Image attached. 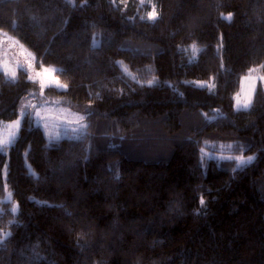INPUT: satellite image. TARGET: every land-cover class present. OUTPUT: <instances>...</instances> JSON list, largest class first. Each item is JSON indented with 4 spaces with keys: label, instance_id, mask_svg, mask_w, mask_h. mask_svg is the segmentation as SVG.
Here are the masks:
<instances>
[{
    "label": "trees",
    "instance_id": "trees-1",
    "mask_svg": "<svg viewBox=\"0 0 264 264\" xmlns=\"http://www.w3.org/2000/svg\"><path fill=\"white\" fill-rule=\"evenodd\" d=\"M0 29L88 121L50 141L28 116L0 149V264H264V88L235 108L264 73V0H0ZM36 89L0 70V120Z\"/></svg>",
    "mask_w": 264,
    "mask_h": 264
},
{
    "label": "rangeland",
    "instance_id": "rangeland-1",
    "mask_svg": "<svg viewBox=\"0 0 264 264\" xmlns=\"http://www.w3.org/2000/svg\"><path fill=\"white\" fill-rule=\"evenodd\" d=\"M151 4L152 7L148 11H140L143 17H148V14L152 12L153 9L155 10L154 3ZM44 68L55 70L53 66H39L32 51L24 47V45L12 35L4 33L2 29H0V70L6 72L11 78H13L11 73L14 71L16 72L15 78H17L19 70L24 69L28 73V77L32 76L40 83V89L33 90L21 99L19 117L14 120H0L1 150L7 152L9 147L16 143L20 135L23 121L28 116L34 120L35 124L42 127L50 141L64 137H80L87 134L88 121L83 112L61 104L59 99L46 94L45 89L49 86H55V84H50L49 77L47 76H37V73L42 72ZM52 76L58 80L59 84L66 85L59 79L55 71L52 72ZM41 80H43L45 85L43 89L41 87ZM196 83L199 86H209L213 88V84L210 81L198 80ZM259 86L264 88V73L261 66L253 67L251 71L243 77L240 91L236 95L235 108H245L244 105L246 102L249 103L250 106ZM37 113H39V115H37ZM17 120L20 121L19 125L13 123ZM233 149L234 148L229 144L208 142L203 147V154L208 158H242V160L236 159L239 164H245L255 159V154L242 155L236 153ZM29 167L32 170L30 164Z\"/></svg>",
    "mask_w": 264,
    "mask_h": 264
},
{
    "label": "snow or ice",
    "instance_id": "snow-or-ice-1",
    "mask_svg": "<svg viewBox=\"0 0 264 264\" xmlns=\"http://www.w3.org/2000/svg\"><path fill=\"white\" fill-rule=\"evenodd\" d=\"M157 16H158V13H156L155 10L153 9V11L148 14V19L155 21L157 19ZM224 18L225 19H230V16L229 17H224ZM141 19H144V17H141ZM53 71H55V70L54 69L50 70L48 68H44L42 72L37 73V76H39V77L47 76V77H49V83L50 84L54 83L56 87L67 88V85L59 84L58 80L54 76H52V72ZM11 75H12L13 78H15L16 72L13 71L11 73ZM29 79L32 80L33 82H36L35 79L32 76H29ZM153 83H154V81H148L149 85H152ZM44 86L45 85L43 83V80H41L42 89H43ZM248 106H249V103L246 102L244 107L247 108ZM37 115H39V113H37ZM13 123L16 124V125H19L20 121L17 120V121H14ZM236 159H241L242 160V158H236ZM249 159H251V158H249ZM201 203H203V201H201ZM8 235H10V233Z\"/></svg>",
    "mask_w": 264,
    "mask_h": 264
}]
</instances>
